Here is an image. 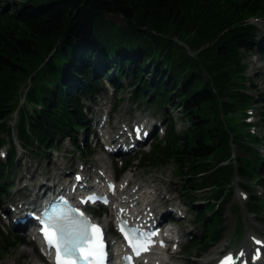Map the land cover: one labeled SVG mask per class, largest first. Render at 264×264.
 Segmentation results:
<instances>
[{
	"label": "trees",
	"instance_id": "16d2710c",
	"mask_svg": "<svg viewBox=\"0 0 264 264\" xmlns=\"http://www.w3.org/2000/svg\"><path fill=\"white\" fill-rule=\"evenodd\" d=\"M256 14L264 17V0H0V145L8 144L0 194L12 181L13 135L23 150L33 144L44 153L67 138L84 152L77 139L88 130L82 98L104 89L103 80L116 93L126 78L129 98L162 110L174 106L186 124L176 130L167 117L163 135L123 159L119 170L133 160L170 165L199 227L184 248L198 252L216 243L235 176L264 183V159L254 146L260 138L234 116L259 101L264 122V90L245 77L242 62L246 51L264 54V34L245 19ZM245 79L256 95L243 91ZM231 142L243 152L233 162ZM239 185L248 191L245 208L264 219V194ZM194 191L203 192L202 202L195 203ZM19 240L0 229V255Z\"/></svg>",
	"mask_w": 264,
	"mask_h": 264
},
{
	"label": "rangeland",
	"instance_id": "374dc122",
	"mask_svg": "<svg viewBox=\"0 0 264 264\" xmlns=\"http://www.w3.org/2000/svg\"><path fill=\"white\" fill-rule=\"evenodd\" d=\"M106 17L111 19L116 24L123 22V19L119 14L108 13L106 14ZM254 24L257 26L256 32L259 34H264V17H259L258 19L254 20ZM179 41L185 45L184 47L187 52L193 53V50H191V48L188 47V45L183 42V40ZM242 62L244 64L243 73L245 74V77L251 78L257 90H264V55L258 54L255 50L246 51L243 53ZM126 81V78L121 79L123 88L116 94L107 90L97 94L92 100L93 102L87 101L86 98L83 99L85 103L90 105L94 117L97 116L94 111L97 105L100 104V106H102L104 109H107L108 107L110 108L105 127L111 128V130L115 129L117 123H126L124 122L126 117L133 118L140 111L146 113L147 115H152L154 120H162L163 123L161 129L155 130V132L152 133V135H150L145 142L139 145L137 150L129 154H124L121 157L134 154L139 150L147 148V143L151 138L153 139L155 136L161 135V131L164 127L167 117L171 116L174 122V128L176 130L181 129L186 124V122L181 117H179L180 112L174 106L167 105L165 109L162 110L148 104V102L143 98L135 100L129 99L128 93L131 87L128 83L125 84ZM244 81L247 86L245 89L242 88L244 89L243 91H246L247 89L249 93L256 95L255 89L249 86L247 79ZM23 91L24 88L22 86L19 92V101H21L23 98ZM259 104V101L246 103L242 108H240L239 111L234 113V116L239 125L243 126L245 130L255 134L260 138V140L254 146L264 159V122L263 119L260 118ZM11 123H14L13 120H11ZM118 127L119 126H117V128ZM1 134L2 133L0 132V136ZM242 140L248 142L246 138ZM93 141V138L89 140V148L92 150V153H90L88 156H85L82 155L77 149H74L66 139H63L60 142V145L57 147L41 153L34 148L33 144H30L29 148L26 150L20 149L17 145V139L14 138L16 149L14 161L11 166V173H9V177L12 181L10 182V186L7 189L9 193L7 194L6 191L4 195H0V206L8 208L6 204L7 202L15 204L17 200H21L22 202V199L31 197V189L33 190V187L27 186L29 183L45 184L46 182V189V187L49 186L48 183H50L52 180L51 178L53 174H59L60 178L56 176V179L58 178L59 182L61 183V181H64L65 178H71L72 171L77 170V166H81L83 164H86L87 166V168L84 169L85 172H90L91 165L96 167L99 166L100 168H104L102 166H107L110 171H115L117 168V162L113 160V157L110 154L103 152L100 150V147H97L96 144H93ZM230 144V157L231 161L233 162L234 157L243 155V152L235 143L231 142ZM6 146L7 144L5 143V145H1V148H6ZM92 172H94L93 169ZM128 173L133 175L135 182H140L142 180L147 182V185L154 188V192H158L160 190L167 192V198L159 207V209H165L162 210L164 212L163 220L164 218H167L166 215H178V211L170 210L173 207L180 208L182 211H184V216H177L176 218H171L170 220L167 219V221L165 219V224L167 226L177 227L179 232L182 234L179 237V242L174 243V245H170L171 243H169L168 250H171V252L167 250L168 259L173 260L174 263L180 261V264H203V260H205L206 257H212L213 253L215 251L217 252L219 249H221V251L226 248L234 249L236 245L241 247L244 242L248 241V233L250 232L264 236V220H261V218H259L260 216L253 215L250 213V211L245 209L243 206L246 202V198H243L239 195V191H243L239 185V182L246 183L253 189L254 193H259L260 195L264 193V183L262 182L247 180L245 177L235 176L237 182L235 179H233L231 182L230 200L223 213V225L225 227L223 237L213 244L207 251L197 255L195 248H184L188 243L190 234L198 231L199 227L198 224L193 221L192 212H190L185 191L183 190V181L180 179V176L176 173V171L173 170L170 165L157 168L133 165L128 169L122 170L119 174H117V176L121 180L123 176ZM64 183L65 182H62L61 185ZM202 193V191L193 192L192 195L197 198L195 203L202 201L200 198ZM237 217L239 220H237ZM107 218L108 216L104 217L101 215V220L103 222ZM235 223H237V227L242 233L241 235L240 232L237 233ZM0 228L5 232L23 235V232L12 228L11 222H9V220L3 221L1 217ZM238 235L240 236L238 237ZM22 237L23 241L21 243H15L14 248H12L10 252L3 255L1 254L0 264H36L34 261L35 259H39V261H42L44 264H46L41 256L37 253L33 243L28 241L26 239L27 237ZM262 239L264 241V238ZM263 256L260 258L259 263L256 261V264H262V260H264Z\"/></svg>",
	"mask_w": 264,
	"mask_h": 264
},
{
	"label": "snow or ice",
	"instance_id": "6c2138e0",
	"mask_svg": "<svg viewBox=\"0 0 264 264\" xmlns=\"http://www.w3.org/2000/svg\"><path fill=\"white\" fill-rule=\"evenodd\" d=\"M41 222L44 225L41 232L46 244L55 248V264H104L106 253L101 230L99 226L91 225L83 219L82 214L81 219L74 220L61 211H53L46 214ZM153 235L154 232L149 233L145 239L143 235L137 238L134 233H125V239L139 256L141 252L148 251V245L152 243L150 237ZM221 264H232V257H225Z\"/></svg>",
	"mask_w": 264,
	"mask_h": 264
},
{
	"label": "bare ground",
	"instance_id": "6f19581e",
	"mask_svg": "<svg viewBox=\"0 0 264 264\" xmlns=\"http://www.w3.org/2000/svg\"><path fill=\"white\" fill-rule=\"evenodd\" d=\"M126 123H122V125H125ZM151 127V124H150ZM103 127L100 128V130L102 131V134H104L106 132V129H102ZM104 168H102V176H109V174H111L108 170L107 166H102ZM100 168V167H99ZM78 172V171H77ZM56 176L59 177V174H53L52 176V180L50 181V183H48L49 186L46 187V189H50L51 186H55L56 188H59L63 185L62 182L60 183L58 178L56 179ZM60 178V177H59ZM74 178H72L71 180H73ZM39 185L40 188H42L43 186H46V184L43 183H39V184H33V183H29L27 186H32L33 187V191L35 190V186ZM39 189V187L37 188ZM117 191V195L116 199H118V203L121 206H124L126 208H128V214L133 213L137 210H140L142 212H144V214L148 213L150 214L151 211L156 214L157 213V222L156 223H161L164 220L162 219V215H163V211L165 209H159V207L161 206V204L165 201V199L167 198V192L166 191H158V192H154V188L152 186L147 185V182L145 181H140V182H135L134 177L131 173L125 174L123 176V178L120 180L118 179L116 181V189ZM39 195V192L35 191V196L37 197ZM30 202H32V200H30ZM114 201L110 202V207L112 208ZM172 211H177L175 209H170ZM164 234L166 235H171V237H177L179 238L182 234L179 232L177 227H170V226H166L165 230L163 231ZM255 238V239H253ZM252 240L255 241L257 244H259L262 247H264V241L262 238H260L259 236H257L255 233L250 232L248 233V241L244 242L243 245L240 247V250H244L249 248V243ZM259 243H258V242ZM109 243L110 245H114V247H112V249H115V243L116 241L111 238H109ZM119 248V245L116 244V249ZM151 253V252H150ZM41 256V258L44 260V257H46L45 253L39 254ZM255 256V255H254ZM36 264H44L42 261H39V259H35L34 260ZM45 262V260H44ZM142 264H180L181 262H176L174 263L173 261L170 262L168 261V256H167V249L166 246H163L162 248L156 249L154 252H152L150 255L144 256L141 259ZM46 263V262H45ZM9 264V263H6ZM254 264H256V261L254 262Z\"/></svg>",
	"mask_w": 264,
	"mask_h": 264
}]
</instances>
